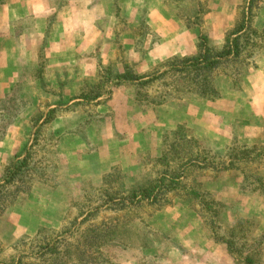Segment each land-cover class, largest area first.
Wrapping results in <instances>:
<instances>
[{"label": "rangeland", "instance_id": "obj_1", "mask_svg": "<svg viewBox=\"0 0 264 264\" xmlns=\"http://www.w3.org/2000/svg\"><path fill=\"white\" fill-rule=\"evenodd\" d=\"M50 1L53 7L67 4ZM246 1L77 0L70 37L77 50L76 66L58 67L49 61L50 53L47 57L54 43L68 41L67 34L53 39L58 18L52 12L44 20V36L31 39L39 48L32 64H24L21 50L7 54L12 65L8 60L10 67H0V72L9 74L11 82L0 98V123L3 113H14L15 102L19 111L0 132V176L15 155L25 153L36 129L39 140L32 154L41 170L34 173L29 192L0 215V261L20 255L24 264H43L31 241L17 247L14 243L23 236L36 237L39 230V243L56 237L72 241L88 225L109 222L117 223V232L103 253L117 264H244L245 253L255 264H264V243L249 246L264 235V34L261 49L253 50L255 68L234 63L225 68L230 77L221 67L216 71V87L227 92L221 98L208 101L188 94L162 104L150 101L177 82L176 74L152 79L167 68V59L194 54L199 34L207 35L211 48H221ZM252 12L251 27L264 33V2ZM32 27L26 24L24 31L29 28L30 34ZM13 32L12 37H0L5 40L0 41L2 51L23 45L16 44L22 27L15 26ZM126 66L141 81H153L117 82L115 75ZM0 87L3 92L4 84ZM69 97L72 102L61 107ZM51 109V119L43 123ZM177 126L181 130L175 135ZM180 132L196 140L189 145L194 154L210 156L232 142L251 148L245 166L236 162L227 170L184 172L188 186L199 183L200 191L207 190L221 203L214 228L199 216L196 200L172 193L161 209L145 202L119 208L108 200L174 169L181 161L174 160L172 151L168 165L159 157L169 148L181 149L169 146L182 137ZM244 177L249 183L242 185ZM212 231L232 234L239 250L229 254L223 242L213 240Z\"/></svg>", "mask_w": 264, "mask_h": 264}, {"label": "trees", "instance_id": "obj_2", "mask_svg": "<svg viewBox=\"0 0 264 264\" xmlns=\"http://www.w3.org/2000/svg\"><path fill=\"white\" fill-rule=\"evenodd\" d=\"M259 1L264 0H247L243 7L241 18L239 23L229 31L224 38V43L219 49L211 48L208 44V37L205 34H199L197 36L196 52L192 55L176 57L173 56L165 62L166 69L158 74H155L152 79H158L166 74L177 76V82H172L174 89L164 91L158 95V99H151L150 101L155 104H162L170 98H182L184 95L194 94L197 97L213 101L223 96V90L216 87V71L221 67L222 74L230 77L231 72L227 69L234 63L241 65V67L255 68L257 65V59L255 52L261 49L260 39L263 36V31L259 32L257 29L251 27V19L253 17V8L257 6ZM122 73H117L115 79L117 82H128L134 80H140V77L135 75L128 66ZM243 69V71L245 70ZM150 80L139 81L140 85H144ZM179 81V83H178ZM226 81L222 82L224 85ZM232 82V81H231ZM166 84V83H165ZM167 85V84H166ZM98 96V94L96 95ZM161 97V98H160ZM6 110L11 107H4ZM14 113L8 115L3 113V119L0 123V132H5V128L9 125L15 115L18 113V105L15 102L12 105ZM53 109L48 111V115L44 119L43 123L47 122L51 118ZM5 117V118H4ZM5 120V122H4ZM180 126H177L176 132ZM3 129V130H2ZM181 130V128H180ZM39 130L34 131L33 141L28 146L24 154H17L14 159L11 160L3 169V173L0 176V215H2L6 209L21 195L28 193L32 187L34 173L40 172L39 161L33 160V148L38 143ZM179 139H174L169 146L175 144L178 145L179 150L174 151L169 148L167 152L159 157V161L168 165V161L171 158L169 152L174 153V160L181 161L171 171L165 170L160 177L153 181H148L146 185L133 188L127 194L120 196L109 197V201L113 202V205H119V208H124L127 205H142L144 202L147 205L152 206L155 209H161L169 203L168 194L181 197L183 200L193 199L196 200L200 206L198 210L199 216L203 221L214 228L216 225V219L220 214V206L217 200L211 197L210 193L203 189L200 191L198 184L187 185L184 182L185 171H192L195 169L203 170L205 168H211L215 171L227 170L234 168L237 164H245L248 162V158L251 156V148L243 145L236 146L232 142L229 146L223 147V151H216L212 155L208 156L204 154L192 153L189 149V145L195 140L183 136L179 133ZM168 140V136H164V141ZM196 141V140H195ZM184 150V151H182ZM182 152V155H179ZM183 159V160H182ZM185 159V160H184ZM254 181L262 185V180L259 176L254 177ZM196 181V179H193ZM249 183V178L244 177L242 185ZM264 191V185L262 187ZM118 208V209H119ZM242 223V221L240 222ZM241 225V224H240ZM40 230L37 232L36 237L26 239L24 236L19 238L13 245V247L27 244L31 241L32 247L37 248L36 253L38 259L44 264H117L108 259L103 253V248L114 244V239L117 232V223L111 224L106 222H100L98 224L88 225L83 229V232L72 241L66 239L54 238L53 240L41 241L38 240ZM232 234L229 236L218 235L212 231V238L214 241L223 242L229 252V254H235L236 241L232 239ZM242 238V237H241ZM26 240V241H24ZM24 242V243H23ZM264 243V235H260L254 238L249 246L258 247L259 244ZM243 244H241L242 246ZM239 250V249H237ZM236 250V251H237ZM258 252V250H255ZM23 257V256H22ZM22 257L19 255L17 258L14 256L11 260L4 262L0 261V264H24ZM244 264H255V258L248 253L242 260Z\"/></svg>", "mask_w": 264, "mask_h": 264}, {"label": "crops", "instance_id": "obj_3", "mask_svg": "<svg viewBox=\"0 0 264 264\" xmlns=\"http://www.w3.org/2000/svg\"><path fill=\"white\" fill-rule=\"evenodd\" d=\"M50 2V0H3L0 5V37H2V35L8 34L12 37L15 26H21L23 32L19 34L20 39L17 40L16 44L19 41L21 44L23 42V45H21V47L11 45L8 51H2V49H0V67H10L9 65H12V58L8 57L7 54H11V52L18 53L20 50L26 55L22 58L24 59V64H26V62L32 64L33 62H31V60H36V53L37 51H39V48L35 47V42L31 39L33 37L38 39L39 41V39L44 36V20L51 12L55 13L56 19L58 18V24H56V26H58V31L53 39H59V35L63 34L64 36H66L67 34L68 41L67 43L65 42V44L54 43V46H52L50 50H47V57L50 53L51 58L48 57L49 61L52 62L53 65H57L58 67L62 66L63 68H69L76 66L77 50L75 45L71 43L70 37L75 28L74 19L77 13V0H67V4L63 5L62 7H53ZM50 5L52 6L50 7ZM40 22L41 26L39 27ZM26 24L31 27L33 26L31 28L32 30H30V34L28 33L29 28H26V32L24 31V26ZM0 41H2L1 43L5 42L4 39ZM12 42L13 40H11L10 43L12 44ZM82 51L87 52V47H84ZM8 60L10 61V64L7 66ZM84 62H86V60ZM84 66H86V64H84ZM9 82H11L9 74L6 75V73L0 72V84H4L5 86L3 92L0 91V98H2L8 91L6 86ZM1 88L2 87H0V89ZM224 93H227L226 89L223 92V95H225ZM71 102V97H69L66 103L60 106L63 107L65 105H69ZM3 138L7 140V134Z\"/></svg>", "mask_w": 264, "mask_h": 264}]
</instances>
